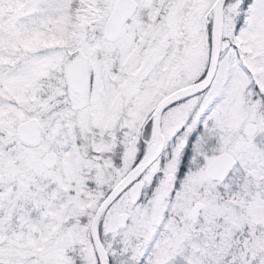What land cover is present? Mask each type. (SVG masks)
Masks as SVG:
<instances>
[{"label":"snow or ice","instance_id":"1","mask_svg":"<svg viewBox=\"0 0 264 264\" xmlns=\"http://www.w3.org/2000/svg\"><path fill=\"white\" fill-rule=\"evenodd\" d=\"M0 264H264V0H0Z\"/></svg>","mask_w":264,"mask_h":264}]
</instances>
